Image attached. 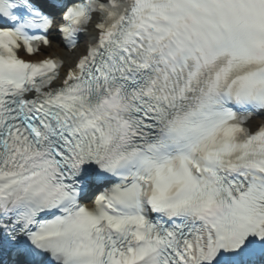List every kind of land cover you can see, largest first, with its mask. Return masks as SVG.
<instances>
[{"label":"snow or ice","instance_id":"obj_1","mask_svg":"<svg viewBox=\"0 0 264 264\" xmlns=\"http://www.w3.org/2000/svg\"><path fill=\"white\" fill-rule=\"evenodd\" d=\"M0 264H264V0H0Z\"/></svg>","mask_w":264,"mask_h":264}]
</instances>
